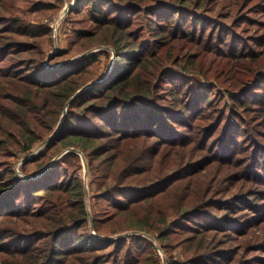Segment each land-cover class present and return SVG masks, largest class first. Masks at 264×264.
I'll return each mask as SVG.
<instances>
[{"label":"trees","instance_id":"16d2710c","mask_svg":"<svg viewBox=\"0 0 264 264\" xmlns=\"http://www.w3.org/2000/svg\"><path fill=\"white\" fill-rule=\"evenodd\" d=\"M16 2L0 0V264H264V0H78L67 18L96 27L51 68L54 28ZM94 41L116 51L108 76L107 50L55 67Z\"/></svg>","mask_w":264,"mask_h":264},{"label":"rangeland","instance_id":"374dc122","mask_svg":"<svg viewBox=\"0 0 264 264\" xmlns=\"http://www.w3.org/2000/svg\"><path fill=\"white\" fill-rule=\"evenodd\" d=\"M77 1L78 0H66V4H64L63 9L58 11L54 15L50 11H46L45 13H34V14L30 13V11H28L30 9V0L29 1L28 0H17V2H16L17 7H18V12L21 14H23V12H26L24 14H26L30 23H32L34 25H40V24L49 25V26L54 28V38L52 37V39H51L50 36L42 38L43 49L45 52L44 56L46 58L44 61L45 62L44 65L46 68H51V66L48 64V57L52 54V52H54L56 50V48H57V52L68 49V47L70 46V43L74 40V38H76L75 29L90 28L91 30H94L96 27V25H90V24L85 23V22H88V21H85L86 15H79V16L75 17V20H77L79 23H76L74 20L72 22L71 18H69V17L67 18V16H64L63 12H64L65 8L68 5H72L71 9L75 8ZM228 11H229V9H227L225 12H228ZM225 14H227V13H225ZM93 45L94 46L89 47L88 50L80 53V55H77V56L72 57V58H70V56H69L70 59L68 58V60H66V62L73 60V59L80 57V56L86 57L88 55H92L95 53H99L103 50H107L111 54V62L109 63V66H107L108 65L107 59L103 55L100 56L101 65H99L98 69H99V73H104L106 71V73H104L103 77L108 76V74L110 73V71L112 70V67L114 65V60L116 58V51L114 50L113 47L102 45L98 41H94ZM73 55H74V53L71 54V56H73ZM40 150L41 149L39 147L35 148L33 150L34 154L37 155ZM64 154H61L57 159L61 158L62 155H64ZM82 159H85V158L82 157ZM83 163H84V161H83ZM22 164L23 163L20 161L15 166L16 171H18L19 174H21V175H23L20 172ZM83 179H84V183L86 184V190L88 187V193L90 195V185H89L90 182H89L88 168H87V178H86L85 166H84V172H83ZM89 199H90L89 196H87V203H88V207L90 209L91 203H90ZM260 229H264V225ZM158 250H159V254H160L163 262H166V256H165L164 251L161 248H159Z\"/></svg>","mask_w":264,"mask_h":264},{"label":"water","instance_id":"95a60500","mask_svg":"<svg viewBox=\"0 0 264 264\" xmlns=\"http://www.w3.org/2000/svg\"><path fill=\"white\" fill-rule=\"evenodd\" d=\"M72 5H68L66 8H65V10H64V16H66V14L69 12V10L72 8L71 7ZM55 53H57V48H56V50L54 51V52H52V54L48 57V60L49 59H51L53 56H54V54ZM84 56H80V57H77V58H75V59H73V60H70V61H68V62H65V63H63V64H59V65H57V66H55V67H63V66H67V65H69V64H73V63H75V62H77V61H79L80 59H82ZM97 84H99V81H97V82H95L94 84H92V85H90L89 87H91V86H93V85H97ZM89 87H86V88H84L83 90H80L75 96H73L71 99H70V101L68 102V105H70L74 100H75V98L81 93V92H83L84 90H86V89H88ZM58 131H59V128L56 130V132L50 137V139H48L41 147H40V149H42V148H44L49 142H50V140L51 139H53L57 134H58ZM70 151H75L74 149H69L67 152H70ZM35 156V154L32 156V157H30L29 159H32L33 157ZM26 160H24V162H25ZM83 161H84V166H85V173H86V178H87V163H86V160L85 159H83ZM87 196H89V193H88V187H87ZM92 226H93V223H92ZM112 239V238H111Z\"/></svg>","mask_w":264,"mask_h":264}]
</instances>
